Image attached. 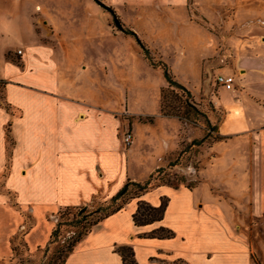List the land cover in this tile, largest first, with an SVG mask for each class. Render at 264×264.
Here are the masks:
<instances>
[{
    "label": "crops",
    "instance_id": "crops-1",
    "mask_svg": "<svg viewBox=\"0 0 264 264\" xmlns=\"http://www.w3.org/2000/svg\"><path fill=\"white\" fill-rule=\"evenodd\" d=\"M7 47L2 46L1 55ZM245 50H236L233 89L219 86L213 95L223 110L216 131L220 137L208 147L200 179L192 185L157 184L129 197L92 224L62 264H122L119 245L132 248L137 264H169L176 258L188 264H264V61L255 62L257 49ZM15 53V62L3 55L4 73L39 81L53 77L48 43H30ZM224 54L208 59L207 69L231 73L223 64ZM17 80L0 74V254L7 231L18 228L23 211L31 222L27 241L41 244L60 207L85 205L98 197L105 201L126 177L139 179L127 173L118 122L110 126L106 112L83 99ZM177 145V140H164L160 160ZM163 196L161 218L133 222L137 200L156 205ZM243 221L255 224L245 229ZM159 226L172 234L151 235Z\"/></svg>",
    "mask_w": 264,
    "mask_h": 264
},
{
    "label": "rangeland",
    "instance_id": "rangeland-1",
    "mask_svg": "<svg viewBox=\"0 0 264 264\" xmlns=\"http://www.w3.org/2000/svg\"><path fill=\"white\" fill-rule=\"evenodd\" d=\"M109 1L108 10L94 0H0V52L4 44L8 45L3 55L15 62L17 48L22 51L30 43L43 41L52 48L49 61L54 69L53 77L44 81L28 74L4 73L7 66L0 54V74L14 75L17 83L26 86L35 84L43 90L94 103L107 113L104 116H108L110 126L118 122L117 136L123 146L127 173L139 178L125 180L149 178L157 166L151 168L160 162L158 166L162 168L152 173L149 187L161 183L192 185L200 179L199 168L213 138L218 136L217 124L223 116V110L212 99L219 88L213 80L219 68L208 70L206 62L225 52L223 64L235 77L238 67L233 60L237 48H245L246 52L257 49L255 62L264 61V0ZM162 62L171 77L188 90L187 93L172 85L173 93L167 92L166 98L172 100L175 94L173 103L187 100L199 112L189 107L187 118L182 120L159 112L160 89L167 83ZM148 116H152L150 121ZM131 127L133 139L123 144L122 132ZM203 134L206 140L187 147L190 139ZM164 140H177L178 146L160 160ZM136 191L129 185L121 198L126 200ZM102 202L98 197L86 203L83 212L91 214L79 221L72 214L82 205L68 206L62 211L66 221L57 235L53 239L48 236L41 244L27 241L31 222L28 211H23L18 228L7 231L4 237L0 264H62L77 231L84 228L81 224L101 213L92 210ZM57 218L56 213L51 216L53 224ZM242 223L245 229L255 224ZM37 234L38 231L33 235Z\"/></svg>",
    "mask_w": 264,
    "mask_h": 264
},
{
    "label": "trees",
    "instance_id": "trees-1",
    "mask_svg": "<svg viewBox=\"0 0 264 264\" xmlns=\"http://www.w3.org/2000/svg\"><path fill=\"white\" fill-rule=\"evenodd\" d=\"M144 52H147V51L144 50ZM162 72H163V75H164L167 83H166L165 87L160 89L159 112L165 116H175L178 120H182L183 118L184 119L187 118V115L189 112V110H188L189 107L192 108L194 112H199L187 100H183V101L180 100L179 104L173 103L172 101H175V98H177L175 96V94H172L174 96V99H172V100L166 98L167 92L173 93V88L171 87L172 85H177L178 87H180L182 90L186 91L187 93H188V90L182 84H180L179 82H177L176 80H174L171 77V74H170L169 70L167 69L166 64L164 62H162ZM1 83L2 82L0 81V84ZM151 118H152V116H148L147 120L150 121ZM205 120H206V122H208L207 119H205ZM211 127H214V125H211ZM206 138L207 137L205 134H203L198 139L192 138L187 143V147H190L191 145H195V144L196 145L200 144L202 141L206 140ZM215 138H219V136H216ZM215 138H213V140ZM179 151L180 152L184 151V149H181ZM168 164H171V162H168ZM161 168H162V166H157L154 169V171H158ZM152 173L150 172L149 178H147L143 181L126 179L123 182V184L117 189V191L113 195L110 196L109 199L103 201L102 204H100V206H97L94 210H92L95 213H99V212H101V213L98 214L97 216H95L94 218H92L90 221H88V222L86 221V224H84V223L81 224V227H84V228L82 229V231H80V230L77 231L75 237L73 238V240L70 244L73 246L75 244V242L84 233H86L90 229L92 224H94L100 218H102L103 216L107 215L108 213L115 211L116 209L121 207L123 205V203L129 198L128 197L126 200H124V198H121V197H123L124 194H126L129 185L134 186L135 189L137 190L136 192H134L133 196H138L140 193L147 190V188L150 186L149 181L153 177ZM186 185H191V184L187 183ZM149 188H151V187H149ZM133 196H130V197H133ZM120 198H121L120 202H116ZM165 204H166V198L164 196L160 198L159 203L156 205H152V204H150L144 200H141V199L137 200L136 207L131 214L133 222L135 224H142V223H147V222L161 218ZM83 206L84 205L81 206L80 210H78L77 212L72 214L73 217H76L75 221H79L81 218L85 219L87 214H91V211H87V213L83 212ZM67 208H68V206H62L57 210L56 214L58 215V218L56 219V221H55V223H54V225H53V227L49 233L50 239H53V237L55 235H57L60 225L62 223H65L66 219H64L62 217L63 216L62 211L66 210ZM150 234L161 237V236H169L172 234V232L168 228H165L163 226H159V227L155 228L153 231H151ZM71 245L69 246V249L67 250V252L72 248ZM117 251L120 254L122 264H137L133 258V251H132V248L130 246L119 245V246H117ZM66 253H65V255H66ZM63 259H64V257H63ZM169 264H188V263L182 258H176V259L172 260Z\"/></svg>",
    "mask_w": 264,
    "mask_h": 264
},
{
    "label": "built area",
    "instance_id": "built-area-1",
    "mask_svg": "<svg viewBox=\"0 0 264 264\" xmlns=\"http://www.w3.org/2000/svg\"><path fill=\"white\" fill-rule=\"evenodd\" d=\"M20 49L17 48L16 52L20 53ZM214 83H216L219 86L224 87L225 89L232 90L233 85V75L231 73H223V72H217L213 76ZM131 130L128 128H125L121 135V141L123 144H129L131 142Z\"/></svg>",
    "mask_w": 264,
    "mask_h": 264
},
{
    "label": "water",
    "instance_id": "water-1",
    "mask_svg": "<svg viewBox=\"0 0 264 264\" xmlns=\"http://www.w3.org/2000/svg\"><path fill=\"white\" fill-rule=\"evenodd\" d=\"M94 1H96L98 4H100L101 6H103L104 8H106V9H110V7L107 5V4H105L102 0H94ZM112 20H113V22H114V24L116 25V26H119L120 25V23H119V21L117 20V18L115 17V15H112Z\"/></svg>",
    "mask_w": 264,
    "mask_h": 264
}]
</instances>
